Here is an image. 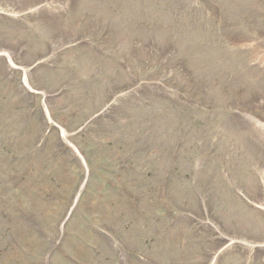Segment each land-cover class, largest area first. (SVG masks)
<instances>
[{"label":"rangeland","instance_id":"obj_1","mask_svg":"<svg viewBox=\"0 0 264 264\" xmlns=\"http://www.w3.org/2000/svg\"><path fill=\"white\" fill-rule=\"evenodd\" d=\"M0 264H264V0H0Z\"/></svg>","mask_w":264,"mask_h":264}]
</instances>
